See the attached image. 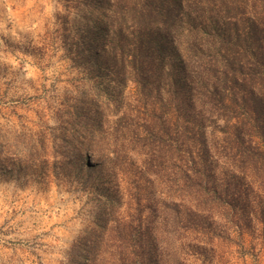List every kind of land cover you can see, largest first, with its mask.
<instances>
[{"label":"trees","instance_id":"1","mask_svg":"<svg viewBox=\"0 0 264 264\" xmlns=\"http://www.w3.org/2000/svg\"><path fill=\"white\" fill-rule=\"evenodd\" d=\"M65 3L87 23L85 53L77 52L102 64L106 101L91 99L84 123L80 112L62 119L60 136L72 149L89 148L98 162L90 168L110 189L131 185L142 208L138 226L119 231L120 264H165L180 225L208 241L211 229L227 241L252 230L264 248V0ZM128 82L134 108L122 101ZM101 101L113 104L114 125ZM83 250L72 244L69 262L105 264Z\"/></svg>","mask_w":264,"mask_h":264},{"label":"rangeland","instance_id":"2","mask_svg":"<svg viewBox=\"0 0 264 264\" xmlns=\"http://www.w3.org/2000/svg\"><path fill=\"white\" fill-rule=\"evenodd\" d=\"M86 28L65 0H0V264H37L36 254L44 264H71L76 242L90 261L120 264L119 231L128 221L138 226L136 190L123 182L110 189L87 164L98 163L90 149H72L60 136L62 119L80 112L84 123L88 102L98 95L106 101L97 79L102 64L78 56ZM135 90L126 84L125 107L134 108ZM103 101L114 125L119 116ZM129 157L139 164L134 148ZM180 227L165 264H264L263 239L252 230L244 241L233 232L227 241L211 229L208 241L199 229ZM138 235L131 234L134 243Z\"/></svg>","mask_w":264,"mask_h":264}]
</instances>
